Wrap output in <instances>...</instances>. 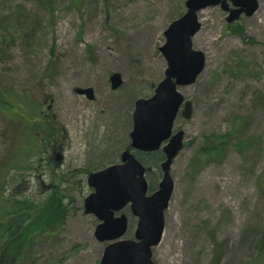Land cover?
Instances as JSON below:
<instances>
[{
    "label": "rangeland",
    "instance_id": "1",
    "mask_svg": "<svg viewBox=\"0 0 264 264\" xmlns=\"http://www.w3.org/2000/svg\"><path fill=\"white\" fill-rule=\"evenodd\" d=\"M186 10V0H0V84L31 102L0 109V194L3 183L6 195L30 201L59 191L67 211L63 228L33 234L19 264H101L109 241L98 240L102 221L85 210L89 172L121 162L136 99L152 97L165 76L164 32ZM198 12L193 46L206 65L178 87L193 116L174 125L184 147L170 168L175 187L153 261L256 264L264 262V0L231 23L220 4ZM118 72L123 82L113 89ZM85 87L95 99L77 93ZM38 118L30 151L25 136ZM223 134V152L204 163L199 152ZM134 151L156 190L162 160ZM121 213L130 220L122 238L134 239L138 219L129 206Z\"/></svg>",
    "mask_w": 264,
    "mask_h": 264
},
{
    "label": "water",
    "instance_id": "2",
    "mask_svg": "<svg viewBox=\"0 0 264 264\" xmlns=\"http://www.w3.org/2000/svg\"><path fill=\"white\" fill-rule=\"evenodd\" d=\"M218 4L229 12L227 22L231 23L242 14L255 13L259 0H186L184 15L174 19L164 32L166 41L160 47L168 62L164 78L152 97L138 98L134 103L131 147L122 151L120 163H111L88 175V184L94 191L86 198L85 210L102 221L95 229L98 240L109 241L101 264H154L153 247L160 244L164 235L165 212L175 187L170 168L184 147L185 131L175 132L174 125L179 114L187 120L193 116V103L186 100L178 87L195 83L205 68L204 52L193 46V37L202 27L198 11ZM110 80L113 89L123 82L119 72L113 73ZM76 91L90 99L96 97L92 87ZM133 149L163 150V175L156 190L149 192L146 172L150 168ZM125 206L138 219L134 239L122 238L130 222L125 213L119 214Z\"/></svg>",
    "mask_w": 264,
    "mask_h": 264
},
{
    "label": "trees",
    "instance_id": "3",
    "mask_svg": "<svg viewBox=\"0 0 264 264\" xmlns=\"http://www.w3.org/2000/svg\"><path fill=\"white\" fill-rule=\"evenodd\" d=\"M234 31L243 34L242 27H236ZM22 103L31 105V102L26 97H22L19 92L9 90L0 84L1 110H11L16 105L22 106ZM39 119L34 123L36 124L35 135L25 136V147L30 151L39 145L37 135L42 127V121ZM24 129L28 130V126H24ZM226 137V134H223L218 137L217 143L212 147L202 148L198 157L204 163H208L221 154L227 143ZM151 154L159 155L158 160L163 158V153L158 151ZM5 189L3 183L0 194V264H19L32 244L33 234L37 230L44 232L47 228H63V218L67 211L59 191L50 194L42 202H37L30 201L27 197H16L14 194V196L6 195ZM12 230L14 231L11 233ZM256 264H264V262L260 260Z\"/></svg>",
    "mask_w": 264,
    "mask_h": 264
},
{
    "label": "bare ground",
    "instance_id": "4",
    "mask_svg": "<svg viewBox=\"0 0 264 264\" xmlns=\"http://www.w3.org/2000/svg\"><path fill=\"white\" fill-rule=\"evenodd\" d=\"M151 34H152L151 32L150 33L149 32L148 33H145V36H144L145 37V39H144L145 42H148L149 41V39L151 38L150 37Z\"/></svg>",
    "mask_w": 264,
    "mask_h": 264
}]
</instances>
